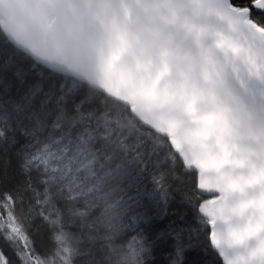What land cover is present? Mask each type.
<instances>
[{"label":"snow or ice","instance_id":"6c2138e0","mask_svg":"<svg viewBox=\"0 0 264 264\" xmlns=\"http://www.w3.org/2000/svg\"><path fill=\"white\" fill-rule=\"evenodd\" d=\"M37 3L41 24L63 22L92 59L86 80L0 38L12 56L0 60V152L19 144L14 186L0 162V264H148L157 242L136 209L144 195L166 204L169 181L187 190L205 251L264 264V56L236 39H264V0ZM146 171L154 189L141 193ZM184 231L168 233L170 264H184Z\"/></svg>","mask_w":264,"mask_h":264},{"label":"trees","instance_id":"16d2710c","mask_svg":"<svg viewBox=\"0 0 264 264\" xmlns=\"http://www.w3.org/2000/svg\"><path fill=\"white\" fill-rule=\"evenodd\" d=\"M264 23V20L261 21ZM0 43H4L0 41ZM9 48L11 46H8ZM12 59L11 52L3 53L0 52V60ZM30 63V62H29ZM21 66H26L23 62ZM31 75H36V72L29 68ZM37 78H39L37 76ZM59 87V85L57 86ZM71 87V83L65 84V90ZM85 92L80 90L78 92L79 97H83ZM132 140L135 137L131 138ZM19 147V144L12 145L7 152H0V162L7 161L4 171L7 173V183L10 186H14L19 177L16 175L17 162L15 157V151ZM139 151L144 154L145 158H149L152 153V141L144 138L140 142ZM131 158V157H129ZM153 161H155V156H151ZM163 159V157H161ZM144 165H141L143 167ZM135 167V165H133ZM149 167V171H151ZM149 171L144 173V179L142 185L139 187L141 193H150L154 189L152 182V177L149 175ZM179 181H169L168 191L169 198L165 204L161 201L160 205L157 207L151 202L147 195H144L141 199L140 206L137 207V211L144 214L148 218V222L145 223L141 229L145 237H151L157 243L151 248V254L148 257V264H170V255L174 252L172 245L174 240L169 236V232L172 228L177 225L183 226L185 231L182 233V241L186 247L184 253V264H221L219 258H215L211 251H205L202 246V238L198 237L197 234V220L193 218L192 205L185 199L186 189H181L178 187ZM121 186L128 189L127 181H121ZM130 194H135L136 189H130ZM117 195H121L117 193ZM205 200H200L197 198L196 205L197 209ZM201 215V214H200ZM191 224L192 228L189 230L187 225ZM124 234H121L119 239L123 240ZM8 252L7 249H5ZM10 254V253H9Z\"/></svg>","mask_w":264,"mask_h":264},{"label":"clouds","instance_id":"9594fccd","mask_svg":"<svg viewBox=\"0 0 264 264\" xmlns=\"http://www.w3.org/2000/svg\"><path fill=\"white\" fill-rule=\"evenodd\" d=\"M55 16L56 12L49 10V18ZM0 38H7L13 45L54 67L87 80L81 68L91 64L90 46L63 22H57L51 28L44 27L37 0H0Z\"/></svg>","mask_w":264,"mask_h":264},{"label":"water","instance_id":"95a60500","mask_svg":"<svg viewBox=\"0 0 264 264\" xmlns=\"http://www.w3.org/2000/svg\"><path fill=\"white\" fill-rule=\"evenodd\" d=\"M211 23L219 30H223V31H227V25L213 19L211 21ZM237 41L245 46L248 47L253 53L257 54L258 56H264V39H261L258 36H254L250 33L247 32H242L240 33L238 36H236ZM248 86L250 88V90H257L258 89V84L255 81L249 80L248 82ZM206 179H214V176L212 174H208L206 175ZM218 194L216 193H212L209 195L205 196V201L203 203H206L208 201H210L211 199L216 198ZM202 203V204H203ZM211 204L209 203V209L211 210ZM201 215H204L203 213H200ZM205 219H207V217H205Z\"/></svg>","mask_w":264,"mask_h":264}]
</instances>
